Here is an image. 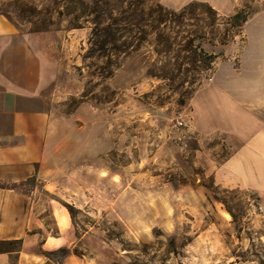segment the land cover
Segmentation results:
<instances>
[{"label":"rangeland","instance_id":"rangeland-1","mask_svg":"<svg viewBox=\"0 0 264 264\" xmlns=\"http://www.w3.org/2000/svg\"><path fill=\"white\" fill-rule=\"evenodd\" d=\"M158 4L175 12L166 24L136 23L138 10ZM262 11L264 0H235L225 14L201 1L0 0V16L35 55L43 100L61 116H81V106L92 115L91 130L62 165L74 189L59 192L72 225L58 259L264 264V196L214 182V167L231 150L222 136L201 138L190 114L215 69L228 60L238 66L244 28ZM238 12L246 21L232 26ZM95 18L111 26L115 45L97 43ZM259 23L246 30L248 50ZM98 122L105 126L100 154Z\"/></svg>","mask_w":264,"mask_h":264},{"label":"crops","instance_id":"crops-1","mask_svg":"<svg viewBox=\"0 0 264 264\" xmlns=\"http://www.w3.org/2000/svg\"><path fill=\"white\" fill-rule=\"evenodd\" d=\"M188 1L211 2L222 14L235 2L168 0L173 5ZM258 19V35L248 50L246 30ZM244 34L238 66L231 60L219 65L193 96L190 114L201 138L222 136L231 150L214 167V182L264 196V11L249 19ZM42 83L33 51L10 20L0 16V246L18 244L17 249H0V264H86L71 254L58 259L54 253L72 225L59 192L74 185L62 165L72 159L75 142L91 130L92 115L85 106L78 109L81 116L58 115L43 100ZM94 129L100 154L105 126L98 122ZM90 142L88 136L89 147Z\"/></svg>","mask_w":264,"mask_h":264},{"label":"trees","instance_id":"trees-1","mask_svg":"<svg viewBox=\"0 0 264 264\" xmlns=\"http://www.w3.org/2000/svg\"><path fill=\"white\" fill-rule=\"evenodd\" d=\"M190 6H193V4H189L187 7L183 8L182 11L183 15L186 8ZM72 13H74V10L73 12H71V14ZM174 13L175 12L168 11L158 4L155 8H150L146 12L141 9L138 10L139 16L135 21L137 24H142L143 22H150L153 25H157V24L164 25L166 24V22H168V15H174ZM120 14H122V12H120ZM246 18H247V14H244L243 12H238L231 17V25L239 26L241 23L246 21ZM95 19L97 20H95L94 24L98 31L94 33V36L96 37L97 43L99 44L112 43L113 45H115L114 43H116L117 40L113 37V34L111 33V26L107 25L105 27H102L100 26L99 19L98 18ZM210 57L213 58L214 56H210ZM209 66H210V62L205 64V68H209Z\"/></svg>","mask_w":264,"mask_h":264}]
</instances>
